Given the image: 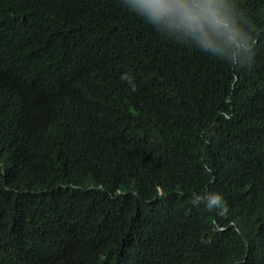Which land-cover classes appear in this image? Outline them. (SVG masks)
<instances>
[{"label":"trees","instance_id":"obj_1","mask_svg":"<svg viewBox=\"0 0 264 264\" xmlns=\"http://www.w3.org/2000/svg\"><path fill=\"white\" fill-rule=\"evenodd\" d=\"M238 4L245 65L121 0H0V264H264V0Z\"/></svg>","mask_w":264,"mask_h":264},{"label":"clouds","instance_id":"obj_2","mask_svg":"<svg viewBox=\"0 0 264 264\" xmlns=\"http://www.w3.org/2000/svg\"><path fill=\"white\" fill-rule=\"evenodd\" d=\"M121 4L166 40L229 64L245 65L251 58L253 40L238 0H121ZM121 79L135 90L127 73ZM193 203L227 212L219 192L193 194Z\"/></svg>","mask_w":264,"mask_h":264}]
</instances>
